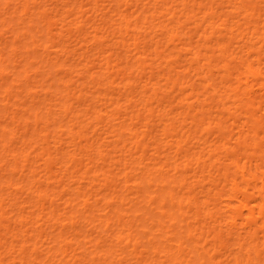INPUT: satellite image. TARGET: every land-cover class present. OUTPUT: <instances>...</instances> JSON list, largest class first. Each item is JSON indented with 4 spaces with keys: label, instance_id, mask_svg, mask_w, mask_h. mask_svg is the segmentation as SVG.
Segmentation results:
<instances>
[{
    "label": "bare ground",
    "instance_id": "1",
    "mask_svg": "<svg viewBox=\"0 0 264 264\" xmlns=\"http://www.w3.org/2000/svg\"><path fill=\"white\" fill-rule=\"evenodd\" d=\"M0 264H264V0H0Z\"/></svg>",
    "mask_w": 264,
    "mask_h": 264
}]
</instances>
